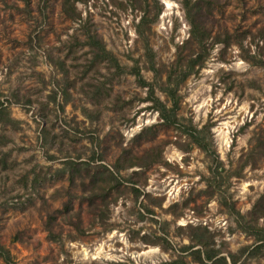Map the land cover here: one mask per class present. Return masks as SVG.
<instances>
[{"label": "rangeland", "instance_id": "obj_1", "mask_svg": "<svg viewBox=\"0 0 264 264\" xmlns=\"http://www.w3.org/2000/svg\"><path fill=\"white\" fill-rule=\"evenodd\" d=\"M146 1L76 0L79 18L71 19L61 0H0V107L7 113L0 114V242L16 264H156L177 255L196 264L181 250L188 224L205 227L210 246L227 259L234 253L228 264H264V246L252 247L253 223L242 230L235 213L256 198L264 205V66L251 62V55L264 58V0H218L205 16L208 41L246 34L240 44L209 47L178 84V121L169 125L132 73L92 61L82 43L85 31L95 32L120 65L136 63L151 80L134 30L139 15L159 5L146 34L158 65H169L188 24L178 0ZM155 94L165 100L158 88ZM188 123L208 125V152L182 132ZM150 146L160 149L158 160L121 167L116 188L88 203L82 182L89 169L102 163L114 172L123 147L139 155ZM69 159L87 162L71 181ZM133 170V182L125 180Z\"/></svg>", "mask_w": 264, "mask_h": 264}, {"label": "trees", "instance_id": "obj_2", "mask_svg": "<svg viewBox=\"0 0 264 264\" xmlns=\"http://www.w3.org/2000/svg\"><path fill=\"white\" fill-rule=\"evenodd\" d=\"M76 0H61L60 7L62 12L70 17L71 19L79 18V11L75 7ZM182 10L184 18L188 24V34L182 40V42L176 46V53L174 58L170 61L169 65H158L154 60L152 55V50L147 43V32L149 31L150 24L156 20V15L159 10V5L155 8V11L151 15H147V12L143 11L134 25V30L139 38L143 41V54L145 56V67L152 72L151 80H146L141 72L139 71V66L134 63L129 67H125L119 64L116 57L104 47L103 41L101 38L93 31H85L84 39L82 40L83 44H87L89 52L91 53L92 61L97 60H106L109 66H113L115 73H120L121 71H127L134 75V79L137 84L146 87V93L144 96L145 100H148L150 107L157 111L158 117L161 119V123L164 125L177 123V113L176 108L178 106V96H177V87L178 84L191 72H194L203 64L206 54L208 53L209 47L216 41H222L223 45L228 44L231 40L235 43L240 44L242 38L246 34V30H241L240 32L234 31L232 33L236 34L235 38H231V33L224 32L223 36L220 37L219 34L211 36L209 29L205 26L204 18L207 16L211 9L218 3V0H178ZM143 3H147L146 0H142ZM189 43L194 45V49L190 52L184 51V46ZM253 57L251 59L252 63H256L264 66V58L262 57ZM162 73L164 77H162ZM162 77V78H161ZM155 88H158L163 92L165 100L160 99L155 94ZM169 101V104L166 101ZM5 112L0 107V114ZM7 115V113H5ZM9 118V117H8ZM151 125L146 126L143 129L150 128ZM208 125H203L201 127H196L191 123L184 124L181 126L182 132L186 134L189 140L196 144L199 148L208 152L209 149V131ZM141 130V131H142ZM206 130V133L205 131ZM141 131L137 132L136 135H141ZM251 147L245 152L246 159H244L239 164V169L235 171V175L240 174V170L247 162V158L251 154ZM160 156V149L154 146L146 148L141 154L137 155L130 151L129 148L123 147L117 157L112 163L111 171L107 166L102 163H97L93 168L89 169L88 179L85 182H82L83 188H88V203L91 204L96 196L103 199L112 188H116V173L121 167H129L132 165H145L152 161L158 160ZM87 162L83 161H74V160H65L63 164L65 168L68 169V178L73 180L72 171L74 169L84 166ZM88 170V169H86ZM136 171L133 170L125 180L133 182L132 175ZM211 181L206 178V186L210 188ZM132 189L137 193L139 190L134 185H131ZM99 192V194H98ZM259 204L258 198L254 200L250 208L246 210L245 213H240L235 210L236 221L242 230L245 231L248 222H252V227L255 228V235L253 236L254 242L252 247L254 249L264 246V224L257 225V219L261 216H264V205ZM149 210V209H148ZM245 215L249 217L246 219ZM51 218L53 215H46L45 229L47 234L51 235ZM190 227V233L188 235L189 243L183 244L181 250H188L190 258L196 264H228V261L234 263L236 261V256L234 253L227 251L228 259L224 254L220 253V250L210 246L211 235L206 234V228L200 225H187ZM154 241H149L153 243ZM0 258L7 264H16L12 254L9 252L8 248L5 247L0 242ZM188 264L181 255H177L174 258L169 260H162L156 264Z\"/></svg>", "mask_w": 264, "mask_h": 264}]
</instances>
